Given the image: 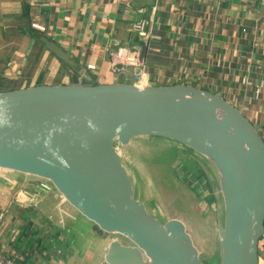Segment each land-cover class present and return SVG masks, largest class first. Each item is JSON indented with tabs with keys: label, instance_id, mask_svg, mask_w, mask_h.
<instances>
[{
	"label": "water",
	"instance_id": "water-1",
	"mask_svg": "<svg viewBox=\"0 0 264 264\" xmlns=\"http://www.w3.org/2000/svg\"><path fill=\"white\" fill-rule=\"evenodd\" d=\"M146 51L147 43L137 51L141 63ZM139 136L176 141L203 158L222 198L214 222L219 264H260L264 138L222 96L186 83L0 91V168L46 180L102 231L125 237L107 243L106 264H206L182 220L161 221L148 210L122 153Z\"/></svg>",
	"mask_w": 264,
	"mask_h": 264
},
{
	"label": "crops",
	"instance_id": "crops-1",
	"mask_svg": "<svg viewBox=\"0 0 264 264\" xmlns=\"http://www.w3.org/2000/svg\"><path fill=\"white\" fill-rule=\"evenodd\" d=\"M144 43L148 83L210 90L264 138V0H0V76L29 80L28 86L87 83L84 76L94 84L132 83L133 69L112 68L110 54L118 47L135 52ZM114 237L44 179L0 168L3 255L18 264H106Z\"/></svg>",
	"mask_w": 264,
	"mask_h": 264
},
{
	"label": "rangeland",
	"instance_id": "rangeland-1",
	"mask_svg": "<svg viewBox=\"0 0 264 264\" xmlns=\"http://www.w3.org/2000/svg\"><path fill=\"white\" fill-rule=\"evenodd\" d=\"M4 85L6 84H0V87L5 88L2 87ZM179 145L162 137L139 136L124 145L122 153L128 161L138 188L145 196L148 210L161 221L170 218L182 220L201 260L206 264H219V246L214 223L216 213L222 211L218 186L208 179L205 182L210 183V188L207 184H202L200 190L211 194L212 198L206 193L199 195L187 176L180 174L184 167L180 166L178 158L170 159L167 164L165 156L173 147L181 146ZM114 235L127 241L121 235ZM93 255L96 256L97 253ZM88 264L96 263L89 259Z\"/></svg>",
	"mask_w": 264,
	"mask_h": 264
},
{
	"label": "trees",
	"instance_id": "trees-1",
	"mask_svg": "<svg viewBox=\"0 0 264 264\" xmlns=\"http://www.w3.org/2000/svg\"><path fill=\"white\" fill-rule=\"evenodd\" d=\"M30 26L33 28L31 22H30ZM38 30H40V29H38ZM33 32H34V30H33ZM48 44H50L49 41H47L46 46L48 49H50L48 47ZM26 81L19 80L18 78L8 79V77H6V76H4V77L0 76V84H6V85L2 86L5 88L0 87V91L26 87L29 85L28 84L29 80H26ZM83 81H85V82L87 81V83H88V79L85 76L83 78ZM153 137H157V136H153ZM165 158L167 159L166 160L167 164L171 161L170 159L178 158V160H179L178 163L180 164L181 167L182 166L184 167L183 171L180 170L181 171L180 174L184 173V175L187 176L189 183L194 184V186L196 187V191L199 195H202L203 193H205V192L200 190V187L202 184H207L208 186L210 185V183L208 184L205 182L208 179L211 181L213 180L215 182L214 184H216V181L214 179L213 174L210 171V168H208L204 164V162L202 161L203 158L200 157L199 155H197L196 153H194L192 150L185 149L184 147H182V145L178 148L173 147L171 149V151H169L167 156H165ZM212 186H213V182H212ZM209 188H210V186H209ZM211 191L212 190H210V193H211ZM206 195L210 199L212 198L211 194L206 193ZM261 239H262V237H261Z\"/></svg>",
	"mask_w": 264,
	"mask_h": 264
},
{
	"label": "built area",
	"instance_id": "built-area-1",
	"mask_svg": "<svg viewBox=\"0 0 264 264\" xmlns=\"http://www.w3.org/2000/svg\"><path fill=\"white\" fill-rule=\"evenodd\" d=\"M32 26L37 29L44 30V28L37 23H32ZM140 26L141 24H137V28H140ZM137 33L143 39H148L150 35V33H147L144 29L141 28L138 30ZM110 63L112 68H114V66L133 67L134 69L139 68L138 72L132 74V83L138 86H144L148 83L147 73L144 69V63L140 62L137 51L132 52L124 47H118L114 52L110 54ZM0 264L18 263L0 252Z\"/></svg>",
	"mask_w": 264,
	"mask_h": 264
}]
</instances>
